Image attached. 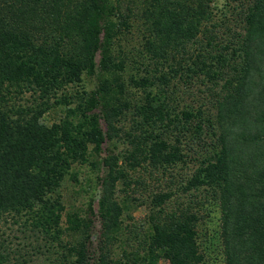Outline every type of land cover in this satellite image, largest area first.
Wrapping results in <instances>:
<instances>
[{"label":"trees","instance_id":"1","mask_svg":"<svg viewBox=\"0 0 264 264\" xmlns=\"http://www.w3.org/2000/svg\"><path fill=\"white\" fill-rule=\"evenodd\" d=\"M211 1L0 0V264H264V0H238L225 39ZM192 76L217 93L180 111L208 132L182 172L167 89ZM74 163L103 169L92 249L91 219L62 217Z\"/></svg>","mask_w":264,"mask_h":264},{"label":"rangeland","instance_id":"2","mask_svg":"<svg viewBox=\"0 0 264 264\" xmlns=\"http://www.w3.org/2000/svg\"><path fill=\"white\" fill-rule=\"evenodd\" d=\"M210 4L213 19L219 25L221 37L224 39L228 38L230 35L240 30L242 23L239 14L238 0H212ZM94 84V76L82 74L80 85L83 89L88 90L92 88ZM80 85L78 88H81ZM167 90L168 109L171 114H175V125L177 129L180 130L177 135L175 132L172 133L170 139L173 140L174 137H177L181 151L186 155V165L182 167L181 171H190L196 160L202 157L205 152L208 132L205 127H202L203 137L201 136V138H203V141L196 138L197 136L195 134L192 135L189 129L194 121L189 120V122L186 123L184 121L179 122L180 111L190 110L196 112L197 110H202L203 113L210 112L212 110V95L217 93V89L210 88L204 81H201L200 77L192 76L186 79H173ZM59 113L60 111L58 109H56V111L49 109L43 113L42 119L49 122L59 115ZM181 125H184L183 129ZM121 148L122 143H120L119 140L115 138L111 140L105 139L101 144L100 152L96 156L89 155V159H99L108 152H118ZM71 171L75 175L76 180H73L70 175H66L59 188L61 200L64 205L62 217H64L65 212L76 211L79 216L91 219L88 233L90 249H92L95 248L99 238V223L94 214L97 208V200L102 195L99 177L103 174V169L100 163L96 166L89 163H74ZM145 211L146 208L142 203L133 208L131 207L128 212L131 217H127L125 213L124 215L122 214L123 222L130 223L132 220H141L143 216H145ZM211 220L213 222L206 220L205 224L202 226L215 228L214 217ZM0 230L8 229L0 222ZM43 262L44 260L41 255L33 257L32 263L38 264ZM158 264H166V262L160 260Z\"/></svg>","mask_w":264,"mask_h":264}]
</instances>
